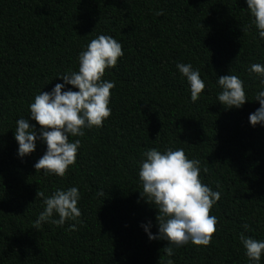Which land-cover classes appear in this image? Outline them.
Masks as SVG:
<instances>
[{
	"label": "trees",
	"instance_id": "trees-1",
	"mask_svg": "<svg viewBox=\"0 0 264 264\" xmlns=\"http://www.w3.org/2000/svg\"><path fill=\"white\" fill-rule=\"evenodd\" d=\"M100 34L123 52L105 71L115 83L111 115L70 137L81 147L64 177L36 173L46 145L20 158L15 122L28 118L36 94L78 69V54ZM177 63H190L205 83L195 103ZM253 63L264 65V41L245 0H0V264H249L240 233L264 240V126L248 119L260 107ZM228 74L244 83L239 109L217 100V77ZM150 148H182L220 192L208 246L187 244L169 257L167 241L149 240L142 225L157 234V211L140 196L138 171ZM72 186L80 192L76 230H67L74 221L35 229L37 192Z\"/></svg>",
	"mask_w": 264,
	"mask_h": 264
},
{
	"label": "clouds",
	"instance_id": "clouds-1",
	"mask_svg": "<svg viewBox=\"0 0 264 264\" xmlns=\"http://www.w3.org/2000/svg\"><path fill=\"white\" fill-rule=\"evenodd\" d=\"M245 3L251 26L264 41V0H245ZM156 14L163 15V12ZM122 56L120 42L110 35H98L78 54V69L60 75L58 79L63 83L55 84L50 92L36 94L28 106V118L16 120L14 139L20 158L35 152L38 141L46 145L45 153L34 164L36 173L42 170L45 176L64 177L75 164L81 147L79 139L70 140V137H82L85 129L102 127L110 117V90L115 88V83L104 78L105 71L115 68ZM176 68L187 81L191 102H197L205 89L199 70L190 63H177ZM247 71L259 81L254 99L260 105L249 114V123L253 127L264 126V65L253 63ZM216 84L220 89L217 100L225 109H239L248 101L244 83L237 75L219 76ZM69 85L71 88L67 87ZM30 121H35L39 128ZM142 157L138 171L142 186L140 196L157 211V234L149 230L150 224L142 225L149 240L167 241L163 251L169 257L174 254V248L187 244L197 246L198 250L208 246L217 225V217L211 215L210 210L221 194L202 182L200 162L187 158L182 148L163 151L150 148L142 153ZM98 195L103 196V191ZM38 196L43 197V210L34 221L35 229L43 223L63 226L66 221H74L69 223L67 230H76L81 216L80 192L76 186L57 188L48 196L38 191ZM242 227L249 230L248 224ZM239 240L249 264H260L264 240L245 236L243 232ZM169 264H172L171 260Z\"/></svg>",
	"mask_w": 264,
	"mask_h": 264
}]
</instances>
